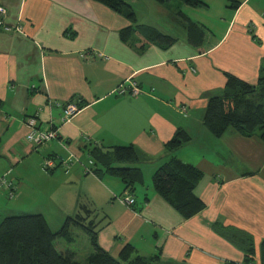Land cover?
<instances>
[{"label": "crops", "instance_id": "0c3cea01", "mask_svg": "<svg viewBox=\"0 0 264 264\" xmlns=\"http://www.w3.org/2000/svg\"><path fill=\"white\" fill-rule=\"evenodd\" d=\"M154 1L158 19L139 24L176 41L139 51L120 36L130 21L95 0H0L5 23L23 27V32L0 29V177L7 173L17 185L14 198L0 191V222L28 212L25 201L32 194L25 192L28 175L19 167L37 153V172L53 176L59 168L64 171L57 186L62 191L55 189L56 194L69 195L71 201L84 195L93 205L106 202L104 218L94 221L100 245L114 256L131 244L142 255H160L164 264H247L246 252L215 229L224 225L254 236L251 264H261L264 141L260 131L247 137L231 130L215 137L203 123L202 103L224 91L226 73L251 83L264 75V0H239L238 8L228 0H203L200 7L181 0L175 8L173 0ZM178 8L207 28L200 48L189 42L175 15ZM125 81L136 82L139 94L116 92ZM69 101L82 105L64 122L57 103ZM33 116L41 128L57 127L58 137L36 148L27 140L26 122ZM178 128L191 140L170 152L165 144ZM129 143L142 156L144 179L173 156L202 170L194 192L206 207L186 219L154 190L153 182L140 199L141 184L131 191L118 177L94 174L88 147ZM72 155L76 160L66 167L62 160ZM45 158L57 166L47 171ZM125 193L134 195L133 207L111 200Z\"/></svg>", "mask_w": 264, "mask_h": 264}, {"label": "trees", "instance_id": "16d2710c", "mask_svg": "<svg viewBox=\"0 0 264 264\" xmlns=\"http://www.w3.org/2000/svg\"><path fill=\"white\" fill-rule=\"evenodd\" d=\"M95 1L122 14L130 21V25L121 29L120 36L124 42L131 43L139 51H143L150 44L167 47L176 41L175 37L154 26L139 24L133 0ZM157 1L167 3L169 0ZM182 1L193 7L206 4L203 0ZM228 1L229 6L238 8L239 0ZM175 15L182 21L189 42L200 48L207 28L190 18L180 8L176 10ZM226 78L224 91L209 96L202 103L205 108L204 125L217 138L231 130L247 137L260 131V137L264 141V75L254 83L232 73H226ZM1 106L0 99V110ZM190 140L191 135L178 128L165 145L170 152H174ZM88 152L93 161V172L98 177H118L125 184V188L131 191L135 190L137 184H143V171L140 167L142 156L134 144L116 145L108 149L93 146L88 147ZM202 177L203 171L197 166L173 156L155 171L152 182L154 190L188 219L206 207L205 202L194 192ZM16 194L17 189L13 196ZM80 207L85 215L78 212L76 216H66L57 230L51 228L47 217L42 213L4 217L0 222V264H164L160 255H142L131 244H126L117 256L105 250L99 243V231L94 219L86 221L93 211L85 204H80ZM73 225H78L87 232L93 247L84 261L77 259L75 251L60 250L54 243L57 238L73 242ZM215 229L246 252L247 264L253 262L255 241L251 233L234 226L215 225ZM261 264H264V238L261 242Z\"/></svg>", "mask_w": 264, "mask_h": 264}, {"label": "rangeland", "instance_id": "374dc122", "mask_svg": "<svg viewBox=\"0 0 264 264\" xmlns=\"http://www.w3.org/2000/svg\"><path fill=\"white\" fill-rule=\"evenodd\" d=\"M148 1H152V3H154V6H150L149 4L146 3L145 0H134L135 4L133 3V7L137 15L138 23L139 22H148V23L156 22V20L158 19V15L160 12L157 7H159L158 6L159 4L155 2L154 0H148ZM180 3H181V0H173L172 5L175 8ZM213 9H218V8L217 6L214 5ZM164 23L166 24L165 21ZM144 24H147V23H144ZM173 25L174 23L171 22V24H169L168 26H170V28H174ZM179 29L180 28H176L175 31L177 33L176 32H173V33L178 34ZM48 159L49 158H45V161L43 163V168L47 169V171L52 170L54 167L57 166L53 159L54 165L52 167L45 168L44 165L46 163V160ZM77 159L78 161H80L78 157ZM35 165L39 166L37 153H34L33 155H31L29 160L21 164L19 167L22 170H24L26 174L28 175L27 181H25V187H26L25 192L26 193L30 192L32 194V197H30L28 201H25V203L28 205L27 207L28 212L26 213L43 212L44 215L47 217V220L53 230H57L60 228L66 216H69V215L76 216L78 212H81L84 216L85 214H84V211L80 209V204H85L88 206V208H91V210H93V213L91 214V218L96 219L97 222L104 218L103 216L104 210L105 211L107 210V206L105 205L106 202H99L100 205H93L92 202H90L87 199V197H85L84 195H81L79 198L75 196V200L71 201L73 197L70 198L69 195H60V194L58 195L54 192L55 189L57 191H62L60 187H57L58 185H60L61 183L60 181L63 180L64 171L62 168H59L53 176L52 175L49 176L41 172L40 170H38L37 172V170L35 169ZM85 169H86V172L91 171L90 167H85ZM151 178L152 177H148V178L145 177L143 185L141 184L138 187L137 195L140 199L143 197V194L146 191L145 187L147 186V184H149L150 182L152 183ZM7 194L9 198H14L16 196V195L11 196L8 192ZM127 194L128 193H125L111 200L122 203L121 199L125 197V195L127 196ZM100 201H103V199H100ZM19 208L22 209L23 207L21 206ZM17 214L19 213H12V215H17ZM72 232L75 237V240L73 242H68L64 238H57L54 242L55 246L59 248L60 250L71 249L75 251L77 259L80 261H84L85 258L88 256L89 252H92L93 250L90 238L87 232L78 225H73Z\"/></svg>", "mask_w": 264, "mask_h": 264}, {"label": "built area", "instance_id": "2783aa9c", "mask_svg": "<svg viewBox=\"0 0 264 264\" xmlns=\"http://www.w3.org/2000/svg\"><path fill=\"white\" fill-rule=\"evenodd\" d=\"M6 9L3 5L0 4V29H4L7 31H18V32H23V27L21 24L18 25H9L5 23L3 17L5 16ZM84 55V54H83ZM116 92L119 94H124L127 91H130V95H137L140 92V89L137 85L136 82L131 81L127 83V81L121 83L116 89ZM58 106H61L63 115H62V121L64 122H70L73 117L80 111L81 106L79 105L78 102L76 101H69L66 103H57ZM29 132L27 134V140L29 142H32L36 147L41 146L42 144L51 141L55 138L58 137V132L59 129L57 127H50L48 129L41 128L40 126L37 125V117H29L26 122ZM76 160V156L72 155L70 158L63 159L62 163L68 167L70 163ZM53 160L49 158L46 160V163L44 165L45 168L52 167ZM7 189L8 193L13 196L16 189L17 185L16 183L9 179L8 174L3 175V177L0 178V191ZM121 202L123 204H126L129 207H133L135 204V197L131 193H128L127 196L123 197L121 199Z\"/></svg>", "mask_w": 264, "mask_h": 264}]
</instances>
